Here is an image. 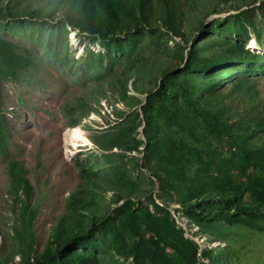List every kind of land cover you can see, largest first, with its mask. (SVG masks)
Listing matches in <instances>:
<instances>
[{"label":"rangeland","instance_id":"obj_1","mask_svg":"<svg viewBox=\"0 0 264 264\" xmlns=\"http://www.w3.org/2000/svg\"><path fill=\"white\" fill-rule=\"evenodd\" d=\"M110 2L0 0V264H264V0Z\"/></svg>","mask_w":264,"mask_h":264},{"label":"trees","instance_id":"obj_2","mask_svg":"<svg viewBox=\"0 0 264 264\" xmlns=\"http://www.w3.org/2000/svg\"><path fill=\"white\" fill-rule=\"evenodd\" d=\"M86 4L88 0H83ZM104 2V8L107 12L108 16L112 19L115 17V9L113 7V4L110 2V0H103ZM11 18H15L14 15H11L8 13ZM87 16L82 15V18H80L77 25L74 26L75 29H78L80 31L86 30L87 27ZM0 57H4L3 60L7 61V59L11 60L14 58L12 55H10L5 48L3 44H0ZM157 94L164 95L162 90H157ZM185 95V94H184ZM183 99L187 102H190V99L186 96H183ZM214 123L210 125L212 132L216 133L217 135H223L224 134V125L218 121L215 116L208 114ZM255 152L252 151H246L244 153L243 161H244V169L249 170L253 169L255 174L249 177V184L251 188V193L255 197L256 200L264 203V165H260L258 163H255L251 160V158L255 155ZM196 156L199 160H203V155L200 151H196ZM11 176L13 178V181L17 184H19L22 188V192L29 197L30 196V183L28 179L26 178L25 170L23 167H21L19 164L14 163L11 167ZM22 209L25 213H28V219L23 223L24 230H26L28 233H32L31 231V225L33 223V220L36 218L37 210L30 207L28 203H24L22 206ZM150 246H158L155 245L153 237L150 238L149 241ZM71 246H76L77 243L74 241L70 244ZM65 255L66 251L59 250L58 248H55L52 250V255H50V258L60 260L61 262H65Z\"/></svg>","mask_w":264,"mask_h":264},{"label":"bare ground","instance_id":"obj_3","mask_svg":"<svg viewBox=\"0 0 264 264\" xmlns=\"http://www.w3.org/2000/svg\"><path fill=\"white\" fill-rule=\"evenodd\" d=\"M253 51L258 52L260 54H264V50H261L253 45L250 46ZM80 130V129H79ZM90 145L88 139L83 136L78 129L67 131L64 134V153L65 155L69 156V149L70 148H80L83 149L86 146ZM89 147V146H88Z\"/></svg>","mask_w":264,"mask_h":264}]
</instances>
